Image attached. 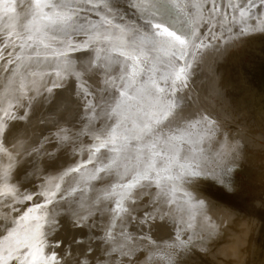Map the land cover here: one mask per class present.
I'll use <instances>...</instances> for the list:
<instances>
[{
  "label": "water",
  "instance_id": "water-1",
  "mask_svg": "<svg viewBox=\"0 0 264 264\" xmlns=\"http://www.w3.org/2000/svg\"><path fill=\"white\" fill-rule=\"evenodd\" d=\"M114 2L118 11L110 17L112 24L126 31L109 28L105 35L111 43L68 49V44L89 41L91 25H100L109 15L104 8L85 6L72 22L75 30L57 29L53 35L58 38L48 40L50 48L25 50L32 60L9 64L20 49H4L0 264H32L30 252L36 253L35 264H264V7L241 17L238 8L228 5L243 6L246 0H216L219 10L212 13L208 3L200 19L196 5L202 0H177L180 27L194 33L195 43L203 46L190 48L184 61L173 60V68L163 48L145 44L144 67L154 65L157 77L190 65L187 86L178 82L170 99L185 118L207 121L192 130L195 155L192 144L179 146L173 174L181 178L162 181L167 195L155 181H144L136 202L121 201L127 211L117 213L120 197L104 194L112 184L132 179L133 173L114 166L99 173L103 179L92 178L114 155L108 148L99 153L93 148L116 120L111 108L118 97L123 57L105 51L97 61L96 49L107 50L118 41L137 44L149 26L130 7L131 0ZM31 4L0 0V29L7 16L26 23ZM9 7L15 12L5 15ZM11 39L19 43L15 36ZM5 43L6 33L0 30V46ZM60 51L67 54L56 55ZM140 79H147L146 71ZM160 86L171 91L163 81ZM179 164L187 170L182 173ZM157 166H164L159 157ZM77 168L79 172L72 171ZM193 170L203 174L193 176ZM221 174L229 183L214 178Z\"/></svg>",
  "mask_w": 264,
  "mask_h": 264
},
{
  "label": "snow or ice",
  "instance_id": "snow-or-ice-1",
  "mask_svg": "<svg viewBox=\"0 0 264 264\" xmlns=\"http://www.w3.org/2000/svg\"><path fill=\"white\" fill-rule=\"evenodd\" d=\"M208 3L211 4L210 11L212 13L219 10L216 0H202L196 5L200 12V19H203V8ZM85 6H88L87 10L104 8L109 15L101 18L102 23L100 25H91L92 31L89 35V41L83 45L68 44V49L73 51L86 50L91 43L98 45L102 41L111 43V37L105 33L112 27L119 29L121 33L126 31L123 25L112 24L110 17L118 11V6L114 0H32L26 23L22 22L19 16H7L8 23L0 29L7 36V43L0 46V60L4 59V49L9 46L13 49L16 47L20 49V53L16 54L14 60L8 61L9 64L25 59L32 60V55H24L25 50L37 47L50 48L49 38H58L53 33L57 29L64 31L73 27L74 18L79 12L86 10ZM228 6L238 8L239 15L244 17L251 15L257 8L264 7V0H260L259 4L256 3V0H246V4L243 6L231 3ZM130 7L142 14L149 26V31L137 44L128 45L124 44L123 41H118L117 45L107 50L103 47L96 49L97 61L100 59V53L105 51L123 57V61H120L122 74L118 77L119 87L116 89L118 97L114 98L111 108V113L116 117V120L104 133L102 142L93 148L94 153H99L101 148H108L114 155L108 163H101V166L95 169L92 178L103 179L99 173H109L114 166L117 168L122 166L124 174L129 171L133 173L132 179L112 184L111 191L104 194V198L113 195L120 197L114 208L117 213L127 211L126 208L122 207L121 201L136 202L139 198L137 190L144 186V181H155L157 188L161 189V194L167 195L162 187V181H175L181 178L179 175L173 174V164L179 158V146L184 142L192 144L191 151L195 155L196 148L194 145L196 141L193 139L192 130L196 129L202 122L207 121V117H201L200 120L185 118L177 112L176 103L170 99L176 91L178 82L187 86L186 67H190V65L181 66L178 71L165 73L160 77H157V70L154 65L147 69L144 67L146 58L143 53L146 43H151L153 49L163 48L169 58V66L173 68V60L184 61L189 55L190 48L198 49L203 46L202 43H195L194 33L185 32L180 27L182 21L176 16V12L181 11V8L177 0H131ZM13 12L15 9L11 7L5 9V15ZM96 14L100 15L99 11H96ZM0 19L3 18L0 17ZM212 19H215L214 15ZM189 23H198V21L190 20ZM21 28L23 32L18 30ZM73 30H75L74 27ZM12 36L16 37L19 41L18 44L12 41ZM66 54V51L56 53L58 56H65ZM9 55L11 56V53ZM36 55L39 56L40 53L37 51ZM112 58L111 55L108 56L109 61ZM145 71L147 72V79H140ZM169 80H171V84H169ZM160 81H163L171 91H166L165 87H161ZM96 139H101V137L97 136ZM158 157L161 158L164 166H157ZM121 161H123L122 165ZM88 163H93V161L90 159ZM179 168L182 173L187 170V166L184 164H179ZM72 171L79 172L80 168ZM191 174L198 176L203 173L193 170ZM214 178L222 185L229 183L228 177L223 174ZM123 179L124 176L121 175V180ZM52 194L55 195V193ZM166 202L174 201L168 200ZM38 230L39 226L37 227ZM25 246L34 247L32 244ZM183 246V242H181V247ZM29 255L33 256L32 264H35L36 253L30 252Z\"/></svg>",
  "mask_w": 264,
  "mask_h": 264
}]
</instances>
